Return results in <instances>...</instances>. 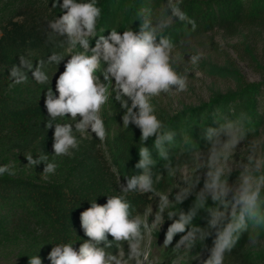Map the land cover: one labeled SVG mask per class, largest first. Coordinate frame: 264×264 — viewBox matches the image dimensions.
I'll return each instance as SVG.
<instances>
[{"label":"clouds","instance_id":"1","mask_svg":"<svg viewBox=\"0 0 264 264\" xmlns=\"http://www.w3.org/2000/svg\"><path fill=\"white\" fill-rule=\"evenodd\" d=\"M182 3L183 0H165L159 11L142 10L138 30L128 28L121 34L111 28L104 35L105 28H98L102 16L98 0H62V3L53 0L52 7H59L61 14L47 20V36L64 52H53L47 60L42 58L35 65L21 55L19 64L10 68L9 77L16 84L26 83L31 73L37 84L50 85L44 106L49 116L46 128L54 125L52 148L56 157H73L81 142L93 138V134L101 142L106 140L108 130L100 113L110 97L124 110L123 126L133 124L141 133L140 159L134 166L138 174L124 177L126 183H121L118 177L120 194L106 195L105 204L97 203L96 198L90 201V207L80 213V225L87 239L78 250L71 242L55 244L47 257L51 264H151V249L145 240L154 231H161L165 213L171 223L164 233L162 247L173 245L179 235L172 250L187 255L199 242L209 253L204 264H224L245 232L250 243L259 240L264 230V153L258 151L257 141H248L249 133L254 131L245 126L251 119L248 113L241 112L235 120L226 116L218 128H206V151L195 143L182 150L191 155L192 167L187 163L174 164L169 158L168 146L176 132L168 130L158 117L153 100L161 94L188 90L190 71L177 70L176 61L180 57L174 54L176 44L164 35L177 21L191 25V31L196 30V21L182 9ZM66 56L70 59L55 81L54 93L53 75L50 77L44 68L46 64L59 65ZM203 58L204 53L197 52L186 63L195 69ZM97 73L102 74L103 80ZM194 74L203 75L200 71ZM58 118L71 122L53 123ZM151 137H155L154 148L159 158L167 161L163 165L167 175L174 177L179 173L181 183L175 187L179 191L174 202L169 199L172 191L162 192L156 187L164 175L153 172L156 160L145 146ZM245 141H248L246 155L237 161L234 156L244 148L238 146ZM37 156L34 159L32 154H25L27 166L43 162L42 176L47 179L55 174L58 164L49 162L47 154ZM234 171L238 176L230 182ZM5 174L16 175L14 164L0 165V176ZM202 179L203 186L197 191ZM130 193L159 198L151 223L146 215L133 214L127 199ZM193 194L195 201L187 212L175 210L176 204ZM209 199L214 207L208 206ZM201 209L208 212L205 227L193 223ZM208 237H214L211 248L203 244ZM28 264L43 262L35 254L29 257ZM171 264H180V259L172 260Z\"/></svg>","mask_w":264,"mask_h":264},{"label":"trees","instance_id":"2","mask_svg":"<svg viewBox=\"0 0 264 264\" xmlns=\"http://www.w3.org/2000/svg\"><path fill=\"white\" fill-rule=\"evenodd\" d=\"M4 1L0 0L1 7ZM10 2L12 0H7V4ZM164 2L98 0L102 8L98 28H105L104 35L111 28H116L121 34L128 28L138 30L142 10L150 8L159 11ZM17 3L9 17H0V152L9 153L16 172L15 176H0V264H28L29 257L35 254L41 257L43 264H51L47 257L55 244L71 242L78 250L80 243L87 239L80 225V213L90 207V201L96 198L97 203L105 204L106 195L120 194L118 177L121 183H126L124 177L138 174L139 170L134 166L140 159L141 133L133 124L128 128L123 126L124 110L118 102L110 99L109 113L102 114L108 130L106 140L101 142L93 134V138L81 142L73 157L54 156V125L51 129L46 128L49 116L44 106L50 85L37 84L31 73H28L26 83L16 84L9 77V70L19 64L21 55L35 65L42 58L47 60L53 52H64L57 42L49 41L47 36V20L59 16L61 10L52 7L53 0H20ZM181 7L196 21L197 27L191 31V25L174 22L164 35L176 45L181 40L214 29L231 34L241 29L264 30V0H183ZM68 59L70 56L64 57L59 65H45L44 70L50 77L53 75L51 87L54 93L55 81ZM97 75L103 80L101 73ZM241 112L248 113L251 118L245 126L254 129L249 133L248 140L264 133V77L257 82H248L239 76L234 90L214 93L206 102L184 106L171 115L161 113L158 117L167 129L176 132L173 143L168 146L169 158L174 164H189L192 157L182 150L195 143L197 148L206 151L205 129L218 128L226 116L235 120ZM57 122L71 121L58 118L53 123ZM154 140L155 137L149 138L145 146L156 160L154 174L161 172L164 175L156 187L162 192H173V177L168 176L163 168L167 161L159 158ZM28 153L34 159L38 158L37 155L47 154L49 162L58 164L55 174L45 179L42 176L43 162L34 167L27 166L25 154ZM113 169L116 171L113 172ZM127 199L132 204L133 214L146 215L148 221L149 215L152 216L151 220L154 219L158 197L130 193ZM194 201L195 196H189L181 204H176L175 210L187 212ZM208 206H215L210 199ZM207 218L208 212L201 209L193 223L205 227ZM170 223L165 213V224L161 231L151 234L153 241L163 244L164 233ZM179 238L177 235L173 245L164 248L166 254H182L172 250ZM213 239L208 237L203 244L211 248ZM261 240H264V230L258 241ZM249 244L245 232L224 263L264 264V250L251 251ZM189 254L209 256L199 242Z\"/></svg>","mask_w":264,"mask_h":264},{"label":"rangeland","instance_id":"3","mask_svg":"<svg viewBox=\"0 0 264 264\" xmlns=\"http://www.w3.org/2000/svg\"><path fill=\"white\" fill-rule=\"evenodd\" d=\"M20 0H12L7 4L5 0L1 7V19L11 15L13 7ZM1 34V31H0ZM197 52L204 53V58L200 61L198 68L186 63L190 59L191 54ZM180 59L176 61L177 70L181 73L190 71L188 80V90L182 93L161 94L153 100L156 105L157 115L161 113L171 115L180 110L184 106H195L201 102H206L214 93H224L234 90L236 82L240 76L248 82H257L264 77V30L263 29H241L235 34L227 33L223 30L214 29L195 37L181 40L174 49ZM200 71L202 76H195L194 72ZM111 90V89H110ZM115 92H112L114 97ZM110 99H113L110 97ZM109 99V100H110ZM108 103L101 109L103 113L108 114ZM113 130V124L110 125ZM257 141L260 145L258 151L264 153V133L258 137L248 141ZM242 142L238 151L234 156L235 160L243 159L246 155V143ZM9 153L0 152V165L12 164ZM192 167V162L188 164ZM238 172H233L229 178L230 182L235 181ZM179 181V173L173 177V192L170 194L171 200L174 201L175 194L179 191L175 188ZM203 186V179L197 186V191ZM190 196H195L190 195ZM151 223L152 216L149 215ZM145 244L151 249L149 261L151 264H171L172 260L179 258L180 264H204L207 259L204 254L199 255H183L169 256L166 254L164 247L160 241H153L152 238L146 237ZM249 250H264V240L255 244H249ZM232 264V263H224Z\"/></svg>","mask_w":264,"mask_h":264}]
</instances>
